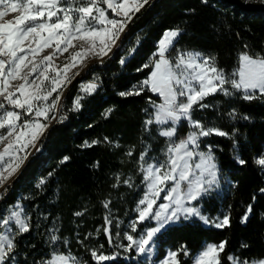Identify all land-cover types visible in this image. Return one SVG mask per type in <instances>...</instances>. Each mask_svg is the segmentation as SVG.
I'll return each instance as SVG.
<instances>
[{
  "label": "trees",
  "instance_id": "obj_1",
  "mask_svg": "<svg viewBox=\"0 0 264 264\" xmlns=\"http://www.w3.org/2000/svg\"><path fill=\"white\" fill-rule=\"evenodd\" d=\"M176 28L182 31L172 52L194 50L215 56L218 67L229 74L236 69L240 53L264 56V0H149L127 24L119 46L103 61L89 65L63 93L56 120L39 140V151L29 156L2 192L0 212L16 202L47 212L45 219L31 214L30 231L17 239L14 264H37L53 253L69 252L95 264L88 251L92 248L105 255L118 254L116 260L104 264H136L134 251L109 245L103 229L109 227L116 243L126 244L124 232L136 218L135 208L144 192L138 157L148 147L149 162L163 160L166 142L157 126L144 131L148 113L153 111L149 98L159 102V97L147 90L139 96L117 93L149 75L150 68L137 69L151 63L163 32ZM88 80L99 86L91 95L81 94L79 84ZM78 96L83 97L81 106L73 110ZM242 96L243 92L216 93L203 101L209 107L197 106L193 111L194 119L229 133L201 138L200 149L211 147L223 184L221 194L203 199V211L210 216L223 211L230 216V227L217 229L196 218L172 224L157 234L156 260L167 249L176 251L183 245L189 255L181 253L178 258L182 264H192L191 256L205 243L221 241H227L221 254L223 264H231L229 255L248 261L264 258V168L254 163V158L264 154V97L246 101ZM233 110L235 115H229ZM187 132L185 122L174 139L179 141ZM93 140L99 143L86 146ZM129 151L131 156L126 154ZM237 155L246 161L244 165L237 162ZM64 157L69 159L64 161ZM45 177L46 183L38 188ZM126 179L132 187L123 183ZM106 201L109 208L104 207ZM250 204L252 212L242 223ZM76 212L83 215L76 216ZM105 217L112 219L111 225H106ZM152 224L145 221L131 234L137 236ZM51 235L60 239L52 244Z\"/></svg>",
  "mask_w": 264,
  "mask_h": 264
},
{
  "label": "snow or ice",
  "instance_id": "obj_2",
  "mask_svg": "<svg viewBox=\"0 0 264 264\" xmlns=\"http://www.w3.org/2000/svg\"><path fill=\"white\" fill-rule=\"evenodd\" d=\"M147 3L148 0H0V189L7 191L9 181L32 154L31 149L39 151L37 142L49 127L46 121L56 119V116L50 117V113L58 111L62 89L71 83L75 75H79V72L69 75L72 69L86 67L85 61L89 58L108 56L114 47L119 46L117 41L128 22ZM9 14L14 15L5 19ZM181 31L179 28L165 30L153 53L158 58H150V64L137 69L150 68L149 75L131 89L117 93L121 97L139 96L147 90L160 99L158 103L149 98L153 111L148 113L144 131L149 132L151 126H157L158 135L165 138V158H153L149 162L148 147L138 157L145 192L137 204V218L129 224V228L136 233L137 226L149 220H154L156 226L145 229L138 238L125 232L123 239L128 242L126 245L116 243L109 227L103 229L109 245L123 248L124 252L134 250L137 256H146L149 261L154 238L181 218L185 221L196 218L217 229L230 227L231 224L228 214L211 219L193 203L218 183L217 165L211 147L208 152L199 151L201 138L229 135L194 119L195 107H209L203 101L216 93L231 96L234 92H243L242 99L246 101L264 97V56L254 58L247 52L240 53L238 68L229 74L218 67L215 56L188 50H176L172 55ZM48 49L50 51L44 54ZM64 53H68L64 62L57 63ZM124 62L122 58L121 64ZM229 85L233 91L229 90ZM98 86L93 81L83 86L81 91L91 95ZM82 99L80 96L75 99L73 110L80 108ZM111 111L108 110L109 113ZM229 115L234 116V110ZM243 119L250 118L244 116ZM185 122L188 132L177 142L174 137L179 126ZM105 141L111 143L107 137ZM97 143L99 141L93 140L86 146ZM126 154L131 156L132 152ZM68 159L64 157V161ZM236 160L241 165L246 163L239 155ZM254 163L264 168V154L254 158ZM52 174L50 172L48 176ZM46 180L47 177L41 178L36 186L41 187ZM123 183L133 186L130 179ZM261 191L264 192V189ZM161 199L164 202L157 204ZM104 207L109 208V202H104ZM251 212L250 204L242 223L247 221ZM75 215L83 213L76 212ZM105 223L111 225L112 219L105 217ZM30 229L29 217L19 203L10 205L6 214L0 212V264H14L17 239ZM119 236L120 233H117V239ZM59 239L57 235L50 236L52 244ZM226 244L227 241L206 244L194 257V264H223L221 254ZM88 251L95 264L114 261L118 256L105 255L95 248ZM181 253L189 255L187 248L181 245L176 251L169 250L160 264H182L178 258ZM227 260L231 264H264V259L249 262L232 255L227 256ZM37 264H89V261L69 252L53 254Z\"/></svg>",
  "mask_w": 264,
  "mask_h": 264
},
{
  "label": "rangeland",
  "instance_id": "obj_3",
  "mask_svg": "<svg viewBox=\"0 0 264 264\" xmlns=\"http://www.w3.org/2000/svg\"><path fill=\"white\" fill-rule=\"evenodd\" d=\"M149 1V0H148ZM13 15L14 14H9V16H7L5 19H11L12 17H13ZM112 13L110 12V10H109V16L110 17H112ZM114 18H117V19H119V17H114ZM133 18H134V16H133ZM132 18V19H133ZM131 22V21H130ZM129 23V22H128ZM157 50V49H156ZM156 50H155V52H156ZM48 51H50V49H48V50H45V53L44 54H47V52ZM70 51H72L71 49H70ZM188 51H193V52H197V51H194V50H188ZM154 52V53H155ZM175 53L176 52H172V55H175ZM110 54V53H109ZM108 54V55H109ZM66 56H68V53H64V55L63 56H61L60 58H59V60H57L56 62L57 63H59V64H62L63 62H64V58L66 57ZM107 57V56H106ZM106 57H103V58H89L87 61H85V63H86V67H82V68H80V67H78V68H75V69H72V72L69 74V75H74L76 72H79V75L86 69V68H88V66L89 65H91L93 62H101V61H103ZM158 57H155V56H153L152 57V59H157ZM255 58V57H254ZM238 68V64H237V67H236V69ZM235 69V70H236ZM234 70V71H235ZM79 75H75V78L71 81V83L70 84H68L67 85V87H65V88H63L62 89V95H63V93L68 89V87L71 85V84H73V82L75 81V79L79 76ZM237 79H238V77H237ZM90 82H93V81H85V82H81L80 84H79V87H80V89H79V91H80V93L81 94H85L84 92H82L81 91V88L83 87V86H86L88 83H90ZM229 87V89H231V87H230V85L228 86ZM53 95H55V93L53 94ZM160 102V101H159ZM158 102V103H159ZM51 116H56V118H57V111L56 112H54V113H50V117ZM54 120H56V119H51L50 121H46L47 123H49V126L52 124V122L54 121ZM42 137V136H41ZM37 147L39 148V141L37 142ZM199 151H203V152H208L209 151V147L206 149V150H202V149H200L199 148ZM34 152H36V150L35 149H31V153L33 154ZM212 152V151H211ZM213 154V153H212ZM258 158V157H257ZM215 163H216V165H217V180H218V183L216 184V185H213V187H212V190L208 193V194H206V195H204V196H202L197 202H193L197 207H199L200 209H201V211H202V213L205 215V216H207V217H209V218H211V219H216V218H220V217H223V211H220V212H218L217 214H215V215H213V216H210V215H208L207 213H205L204 211H203V199L204 198H206L207 196H209V195H212V194H221L222 193V191H223V188H222V183L220 182V177H219V169H218V164H217V162H216V160H215ZM227 183V182H226ZM225 183V184H226ZM2 192H3V190L2 189H0V196H1V194H2ZM144 192H145V185H144ZM144 192H143V194H144ZM163 194L164 193H162L161 195L163 196ZM143 196V195H142ZM142 198V197H141ZM164 201L161 199V200H158L157 201V204H159V203H163ZM16 203H19L22 207H23V209H24V211L27 213V215H28V217H29V220H30V216H31V214L32 213H37L38 215H39V218H41V217H43V219H45L46 218V216H47V212L46 213H43V212H41L42 211V209L43 208H38V207H36V206H29V205H27V204H25V203H23V202H16ZM15 203V204H16ZM15 204H13V205H15ZM138 204V203H137ZM8 208V207H7ZM6 208V209H7ZM6 209L4 210V213L6 214ZM137 209V205H136V208H135V210ZM136 213H137V211H136ZM137 215H138V213H137ZM136 218H137V216H136ZM136 218H134L133 220H131L130 222H129V224L131 223V222H133V221H135L136 220ZM181 220H183V218H181ZM181 220H179L178 222H176V223H173V224H177V223H180V221ZM149 221H151L153 224L152 225H150V226H148V227H146L145 229H147V228H151V227H155L156 226V222L154 221V220H149ZM202 223V222H201ZM129 224H128V228H129ZM203 224V223H202ZM205 225V224H204ZM206 226H211V225H206ZM212 227H214V226H212ZM144 229V230H145ZM143 230V231H144ZM142 231V232H143ZM126 232H129L130 234H131V229L129 228V230L128 231H126ZM142 232H140V233H142ZM125 233V232H124ZM140 233L137 235V236H134V237H139V235H140ZM155 239V243L152 245V247H153V252H152V256H151V261H149L148 259H147V257L146 256H137L136 255V253H135V251H134V254L132 255V260H134L135 262H136V264H160V261H162L163 259H164V257L166 256V254H167V252L169 251V249H167L166 250V253H165V255H164V257H162L161 259H159V260H156L155 259V256H156V253H157V239H156V237L154 238ZM128 242L126 241V244H127ZM208 243H212V242H207V243H205L204 244V246L206 245V244H208ZM121 244V243H120ZM125 244V245H126ZM203 246V247H204ZM121 250L123 249V248H120ZM203 249V248H202ZM202 249H200L199 251H197L195 254H193L192 256H191V261H192V264H194V257L196 256V254H198ZM53 254H67V253H53ZM52 254V255H53ZM51 257V256H50ZM49 257V258H50ZM49 258H47V259H49ZM81 258V257H80ZM47 259H45V260H47ZM261 259H264V258H261ZM253 260H259V259H252V260H250L249 262H251V261H253Z\"/></svg>",
  "mask_w": 264,
  "mask_h": 264
},
{
  "label": "built area",
  "instance_id": "obj_4",
  "mask_svg": "<svg viewBox=\"0 0 264 264\" xmlns=\"http://www.w3.org/2000/svg\"><path fill=\"white\" fill-rule=\"evenodd\" d=\"M178 142V141H177Z\"/></svg>",
  "mask_w": 264,
  "mask_h": 264
}]
</instances>
